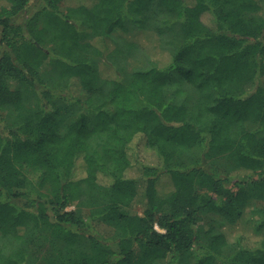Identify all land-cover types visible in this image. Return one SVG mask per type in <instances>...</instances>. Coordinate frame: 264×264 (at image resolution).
Wrapping results in <instances>:
<instances>
[{
  "label": "trees",
  "instance_id": "16d2710c",
  "mask_svg": "<svg viewBox=\"0 0 264 264\" xmlns=\"http://www.w3.org/2000/svg\"><path fill=\"white\" fill-rule=\"evenodd\" d=\"M32 1L0 0V264H264L262 0Z\"/></svg>",
  "mask_w": 264,
  "mask_h": 264
},
{
  "label": "rangeland",
  "instance_id": "374dc122",
  "mask_svg": "<svg viewBox=\"0 0 264 264\" xmlns=\"http://www.w3.org/2000/svg\"><path fill=\"white\" fill-rule=\"evenodd\" d=\"M263 1L264 0H262V4L264 5V2ZM80 2H82L83 4L89 6V5L93 4L94 0H70V4H76V3L79 4ZM37 3H38L37 0H33L31 2L30 10H34ZM261 14L264 16V10L261 12ZM128 26L129 27H132V24H128ZM0 37H1V33H0ZM142 39L144 40V38H142ZM146 39H147V37H146ZM161 60L163 62H165V61L169 60V57L168 56H162V59ZM128 64H129L128 65V68L129 69H133L134 66H137V65L140 64V61L139 60H135V58H133V59L130 60V62ZM53 71L54 70L50 71L49 75L53 74ZM131 150H132L133 154H135L137 157H139L138 159L140 161L154 164V158L151 155V153L149 151V148H147L145 139L143 137H139V138L137 137L134 140V142H132ZM135 173L141 174V170H140V167L138 165H136L135 168H132L130 170V174L131 175H134ZM252 205L258 206V207H264V202H262L260 200H257ZM70 208H73V207H70ZM136 209L139 211V213H141L143 211V204H142V202H139V203L136 204ZM212 220H215V221H217L219 223L221 222L222 223L221 225L224 227V229L227 230V231H229V233L231 234L230 237H236L237 234L244 233L243 231H240V230L234 231L235 229L233 230V226L230 225L227 222V220L225 219V217H223L222 215H220L218 213H216V214H210L209 216L206 215L205 216V220L203 221V223H206V222H209V221H212ZM101 229H107V228L103 226V227H101ZM108 232H109V230H108ZM244 235L247 237L246 240L250 241V243H253V242L256 241L255 240V237L252 234L244 233Z\"/></svg>",
  "mask_w": 264,
  "mask_h": 264
}]
</instances>
